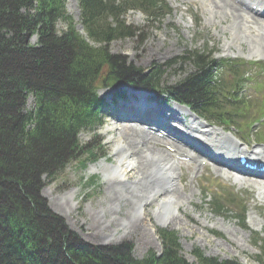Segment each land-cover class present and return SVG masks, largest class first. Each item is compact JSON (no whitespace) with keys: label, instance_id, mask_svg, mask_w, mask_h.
I'll list each match as a JSON object with an SVG mask.
<instances>
[{"label":"trees","instance_id":"trees-1","mask_svg":"<svg viewBox=\"0 0 264 264\" xmlns=\"http://www.w3.org/2000/svg\"><path fill=\"white\" fill-rule=\"evenodd\" d=\"M80 3L83 28L97 45L77 30L64 0H0V264H239L198 249L190 263L180 254L178 233L169 229H159L160 257L150 252L137 259L127 245L92 249L68 241L64 224L42 204V177L55 178L79 159L85 153L80 134L100 124L103 100L97 90L102 86L168 93L223 125L237 123L248 107L242 91L251 79L242 62L216 61L207 52L190 50L182 59L192 70L166 86L159 67L145 74L111 53L112 41L141 30L126 24L129 10H141L152 21L168 13L166 0ZM58 21L67 26L61 33ZM30 96L35 106L26 110ZM212 205L218 213L224 210L218 200ZM238 217L244 223V216ZM254 241L264 259V238Z\"/></svg>","mask_w":264,"mask_h":264},{"label":"rangeland","instance_id":"rangeland-1","mask_svg":"<svg viewBox=\"0 0 264 264\" xmlns=\"http://www.w3.org/2000/svg\"><path fill=\"white\" fill-rule=\"evenodd\" d=\"M219 1L167 0L170 14L150 25L141 12L131 11L127 15V21L143 31L132 37L112 41L109 44L110 51L127 65H133L145 74L159 66L163 72L162 81L166 85L176 83L192 69L190 62L187 60L188 62L183 63L182 58L186 51L194 48L211 52L215 59L264 62V26L257 23L256 26L253 25L255 28H248V21L251 19L245 16L246 12L240 6L235 5L224 13L215 5ZM66 6L80 26L79 0H66ZM233 11L238 15L240 13L243 20L227 14H234ZM260 19L264 21V18ZM65 27L63 23H57L59 31ZM80 31L84 33L82 29ZM30 42L34 44L36 38L31 37ZM248 71L249 74H255L259 81H264V75L254 68ZM119 93L125 97L116 99ZM246 94L259 104L263 98L253 86L246 89ZM99 95L106 101L102 127L97 133H81L85 153L68 163L65 170L55 178L42 177L44 184L39 190L42 204L64 224L68 241H76L90 248L127 245L133 257L142 259L150 252L159 254L163 251L159 229L165 228L179 234L180 254L190 263L196 262L194 252L198 249L206 256L219 260L236 259L240 264H260L257 262L260 250L254 240L257 236L264 238V181L237 174L223 164L206 162L203 165L202 159H198L201 163L193 164L186 161V158L179 161L177 159L175 166L180 178L174 184L176 190L181 187L178 191L181 201L177 204L161 202L158 210L159 195L169 193L170 189L163 186L160 182L162 179L158 180L152 174V171L157 170V165L159 167L156 156L144 154V149L142 151L141 146H138L135 150L131 149L130 153L135 152V159L141 154V162L138 161L139 158L136 159L139 168H134L125 176H122L120 169L117 171L114 168L115 164L120 163H116V157L128 155L129 152L127 146L126 149L125 145H117L119 136L123 135L134 144L133 137H129V133L121 129L116 130L115 123L130 122L122 118V112L127 109V105L122 103L143 104L138 90L125 85L119 89L107 86L99 90ZM152 96V93H147V98ZM159 104L173 108L176 106L165 99L158 102V106ZM34 105V99L28 97L26 110L34 109ZM261 108L264 109V106ZM259 110L257 105L254 112ZM142 117L149 118L146 115ZM252 120L250 118L244 122L242 127ZM192 122H189L190 126L195 127ZM130 123L139 125L134 121ZM262 125L264 123L255 124L247 136L237 129L226 132L220 128L221 130L212 129L211 132L220 133V139L224 137L234 141L240 137L253 143L254 137H258L254 132L263 130ZM257 126L259 127L256 128ZM143 140H147L145 142L149 144L150 139L146 135ZM240 144L250 154L264 152L262 144H252L250 147L242 142ZM144 147L145 144L142 148ZM88 150L93 151L94 157L89 155ZM132 157L134 156L129 154L128 158ZM84 163L86 166H83ZM146 163L149 167L147 174L142 169ZM217 168L225 170L217 172ZM137 169L140 173H136ZM157 174L163 176L159 170ZM153 187L162 188V191L155 189L158 195L157 192L149 194ZM179 192L185 195H180ZM227 194L230 195L228 198ZM213 195L220 197L221 203L226 204L231 211H213L207 204ZM40 206L38 202V209ZM242 207L246 208L244 223L237 218V212ZM158 218L160 221L166 218V225L160 226ZM136 223H142L149 232L148 239H144L141 232L133 230Z\"/></svg>","mask_w":264,"mask_h":264},{"label":"bare ground","instance_id":"bare-ground-1","mask_svg":"<svg viewBox=\"0 0 264 264\" xmlns=\"http://www.w3.org/2000/svg\"><path fill=\"white\" fill-rule=\"evenodd\" d=\"M248 3H250L249 5L251 7H252L251 4L256 5L258 7H262L260 9V11L264 12V0H249V2H247V0H240V3H238V4L235 2V0H233V2H231L230 0H220L219 2L215 3V5L220 11L226 13L227 9H229V8L232 9L233 7H235V5H236V7L240 6V8H242V5H245V7H247ZM249 10H250V12H249V14H250L252 12V10L251 9H249ZM258 12H259V10H258ZM233 13L234 14H231L229 12L227 14L233 16L235 19L236 18L237 19H241L240 13H239V15L237 14V12L235 13L233 11ZM235 14H237V15H235ZM229 15H228V17H229ZM256 15L258 17L253 16L251 14L249 15L250 18H255V22H253L252 24H257L258 23L261 26H264V22L262 21L263 22L262 23L260 21V19H258L260 17H264V15H259V14H256ZM228 17L226 16V19ZM223 20H224V18H223ZM241 20H243V19H241ZM258 27H260V26H258ZM248 28H250V23H248ZM239 38H241V37H239ZM138 93H139V96L143 100H147V92L140 91ZM145 104H146V102H145ZM142 106H144V105L142 104ZM179 107H180V109L191 113V111L188 110L187 108H185L184 106H179ZM158 108H159V106H155L154 105V106H149L148 110H150V111L153 110L154 111L155 109H158ZM141 109H143V110L140 112ZM126 112L127 113L129 112V114H141L142 113L144 116H145V113H147L146 108H142L141 105L140 106H135V104L130 105V108ZM124 116H129V115L126 114V113L122 115V118H124L125 120H128V121L138 120V121L144 122V120L142 118H139V117H141L140 115L137 116L138 118L124 117ZM131 119H133V120H131ZM196 120H197V117L193 119V124H195ZM168 123H169V121L158 122L157 124H153V126L151 127V130L154 129V127L163 128L164 129L166 126H170V124H168ZM173 124H174V122H172V125ZM186 124L187 125H183L184 128L187 130L186 133H184V132H180L179 133V132H177L176 130H174L172 128H167L169 130L168 134L164 135L163 138H159V137H157L155 135L154 136L151 135V132H149V130L145 131L144 128H143L144 126H142V125L139 127L137 125L134 126L135 124L133 125L130 122H127V124L126 123L125 124H118V121H117L115 123L116 130H120L121 129V131H123V132H128L129 133V137L130 136L133 137L134 144H135L134 145L132 143V141H128L127 139H125L123 137V135H122V137L119 136V138L117 140V145H125L126 149L128 147L129 152H128V155L127 154H122L121 156H117L116 157V163H119V162L120 163L117 164V165L116 164L114 165L115 170L119 171V169H120V172L122 173V176H123L124 174H126L129 171L133 170L134 168L138 167L137 163H138V161L141 162V159H142V158H140L141 154L138 155L137 158H139V160L136 161L137 158L135 159V152L130 153L131 149L135 150V148L138 147V146H141L142 151L144 149V151H143L144 154L146 153L147 155L151 154L152 156H156L155 158H157V160L159 162V167L157 165V170L156 171H152V174L155 175L158 178V180L162 179V181H160V182L163 184V186H167L170 190H169V193H167V194L159 195L160 201L157 203L158 210L161 208V206H160L161 202H171V203L177 204L178 201H181V197L178 196V191L181 189V187L179 188V190H178V188L176 190V186L174 184V181L179 180V178H180L179 177V172H178V170H177V168L175 166V162L176 161L173 160L172 156L170 154H168L165 150L160 149L162 145H171V147L175 148V150L177 152H179V153L182 152V153L189 154L190 153L189 150H190L191 152L196 154L195 157H199L201 155L202 157L205 158L206 156H204L202 154L204 152L201 151L202 152L201 153V152H198V151H193L190 148L191 143L193 142L190 137L193 135L197 140L200 141V143H194L195 146L200 148V150H205V148L203 147V144H206V145L212 146L214 149H216L218 151L219 150H221V151H223V150L225 151L226 150L228 152V154H226L225 156L229 157L230 155L236 154L238 152V150L241 149L239 146L233 144L234 142L231 141L230 139H227V138L220 139V137L218 135H214V133H212L211 135L210 134H198L197 131L194 130L195 128H192V126L188 125L190 123L186 122ZM180 127H182V126H180ZM145 135H146L147 139H150V140H148L149 144H147L145 142L146 140L145 141L143 140ZM144 144H145V147L142 148V146H144ZM151 144H154V145L151 146ZM158 145L160 146V148L157 147ZM154 148H156V150H154ZM208 152L209 151H205L206 154L211 155ZM241 153L244 154V150H242ZM259 153H261V152H259ZM129 154L133 155L134 157L128 158ZM259 155H261V157L262 156L264 157V152L262 154H259ZM214 159H216V158H214ZM256 161L264 162V158L258 157ZM214 162H217V161H214ZM217 164H220V162H217ZM226 165H228V164H226ZM226 165H224V166L228 168V166H226ZM229 167L234 168V169L236 168V169H239V170H242V171H246L247 170L245 168H242L239 164L237 165V163L229 165ZM142 169L145 172V174H147V172L149 171V167H147V163L143 164ZM104 170L106 171V169H104ZM158 170H159V173L162 174L164 177L160 176L159 174H157ZM224 170L225 169L217 168V172H223ZM233 171L235 172V170H233ZM242 171H238V173L239 174H242V173L244 174V172H242ZM136 173H140V170L137 169ZM152 189L153 190H151L149 192V194H154V193L157 192V195H158V191L159 192L162 191V188L153 187ZM155 189L158 190V191H156ZM182 191H184L183 188H182ZM179 194H180V192H179ZM180 195H185V194H180ZM164 219H166V218L162 219L163 222H162V220L160 221V219H159V224L166 225V220H164ZM133 230H135L136 232L137 231L141 232V236L144 237V239H148L150 237L149 232H147L145 230V228L143 227L142 223H136L133 226Z\"/></svg>","mask_w":264,"mask_h":264}]
</instances>
